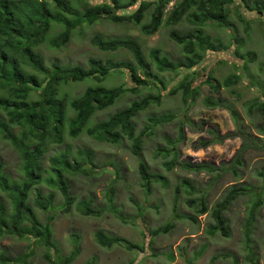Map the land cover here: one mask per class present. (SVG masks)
Instances as JSON below:
<instances>
[{
  "label": "rangeland",
  "instance_id": "374dc122",
  "mask_svg": "<svg viewBox=\"0 0 264 264\" xmlns=\"http://www.w3.org/2000/svg\"><path fill=\"white\" fill-rule=\"evenodd\" d=\"M253 1L246 0V3L251 5ZM258 1L264 4V0ZM128 2L120 0L121 4ZM136 7L125 12L134 11ZM72 8L79 9L78 0H72ZM223 8L228 15L227 21L221 27L211 24L202 31L211 41L225 46L232 44V47L226 52L207 53L204 61L192 69L195 73L194 86L200 87L195 101L184 104L181 92L174 95L169 92L179 81L180 72L159 73L152 66L153 74L167 84L166 89H162L157 82L148 81L138 93L126 92L114 106L99 112L93 119V122L106 120L145 96H160L159 103H150L135 117L136 131L140 133L146 126L152 127L149 118L168 114L174 115V118L168 123L156 125L151 135H145L139 156L132 155L127 140L113 145L95 141L85 134L73 140L66 136L63 144L50 148L43 162L44 167L49 166V157L67 147L73 152L88 149L93 155V165L88 173L67 179L69 194L76 200L69 211L61 207L63 199L59 191H53L45 184L39 187L43 194H55V206H59L45 214L36 211L41 222L48 216L53 218L51 240L57 254L52 253L53 258L49 260L48 248L33 246L32 241L26 238L8 235H0V253L14 260L32 251L29 264H55L57 259L67 257L73 249L79 252L73 264H85L92 258L96 264H264V119L256 107L249 113L250 105L264 94V14L248 12L241 0L228 1ZM152 9L145 14L142 25L149 22ZM64 17L68 16L64 14ZM140 27L102 19L77 29L65 47L54 49L47 41L56 37L62 26L53 22L48 40L36 51L46 67L55 63L87 68L89 59L101 60L103 64H134L131 54L125 49L101 52L91 44L94 36L106 40L130 37L140 44L148 62L149 52L155 49L175 64L186 58L182 46L169 38L170 28L161 27L156 34L145 36ZM191 29L186 19L173 27L179 33ZM233 40L238 43H233ZM234 50H237V55H234ZM249 54L256 55L253 62L246 61ZM243 65L247 66L245 72ZM234 74L242 78L240 82L232 87H223L219 94L212 92L205 81L207 75L223 82ZM95 84L106 88L120 85L133 87L130 75L124 69L122 73H111L102 83L87 80L62 88L63 92L76 97ZM208 97L219 105L207 107L205 99ZM227 107L237 113V122ZM13 132L17 133V129L13 128ZM161 150H168L169 155L164 157ZM175 156L176 164L168 170L165 164L172 162ZM236 159L239 164H236ZM139 162L146 165L150 175L163 176L166 185L152 182L148 189L140 179ZM0 163L11 181L21 180L19 156L14 146L2 138ZM183 165L192 168L206 165L213 170L196 172ZM183 180L192 185L193 193H185L180 185ZM177 186L180 195L175 205ZM232 187H246L248 191L237 196L222 214L229 236L225 237L219 231L210 235L209 228L215 225L211 211ZM201 194L205 196L207 208L204 214L197 213L200 208L195 203L192 206L187 203L188 200H197ZM81 200L91 203L95 215L85 216L78 212L75 205ZM256 200H261V203L256 206L248 232L246 224ZM0 201L6 202L2 190ZM188 216H193L195 221ZM169 223L172 229L168 232L152 238L149 236V232ZM97 231L119 238L126 245L143 247L144 251L127 250L120 246L102 248L95 242ZM167 255H172L173 259L169 260ZM250 255L253 256L252 261L249 260ZM9 264L18 263L13 261Z\"/></svg>",
  "mask_w": 264,
  "mask_h": 264
},
{
  "label": "trees",
  "instance_id": "16d2710c",
  "mask_svg": "<svg viewBox=\"0 0 264 264\" xmlns=\"http://www.w3.org/2000/svg\"><path fill=\"white\" fill-rule=\"evenodd\" d=\"M228 1L231 3V0H129L128 3L121 4L120 0H78L79 9L75 10L72 8V0H0V138L14 146L21 162L22 174L20 181H11L4 174L0 163V190L6 197V202L0 201V235L26 238L32 241L33 246L48 248L49 260L53 258L52 253L57 254L51 240L53 218L48 216L41 222L36 211L45 214L54 210L53 207L59 206H55V194L52 192L43 194L39 187L45 184L49 189L59 191L63 199L61 207L69 211L76 200L69 194L67 179L88 173L93 165V155L88 149L73 152L67 147L49 157V166L44 167L43 162L50 148L56 144H63L66 136L73 140L85 134L95 141L113 145L127 140L132 155L139 156L145 135H151L152 128L156 125L168 123L174 118L172 114L149 118L152 127L146 126L140 133L136 131L133 123L135 117L147 109L150 103H159L160 96H145L108 116L106 120L93 122V119L99 112L114 106L126 92L138 93L139 88L145 87L148 81L157 82L162 89H166L167 84L153 74L152 66L159 73L180 72L179 81L169 92L172 95L181 92L184 104L195 101L199 96L200 87L194 86L195 73L192 69L204 61L207 53L226 52L232 47V44L225 46L221 42L211 41L202 31L208 25L221 27L227 21L228 15L224 13L223 7ZM241 1L248 12L264 14V4L260 1L254 0L251 5L246 3V0ZM170 4L172 5L168 7ZM135 5L137 7L134 11L125 12ZM151 8L153 9L149 15V22L142 25L145 14ZM114 11L124 13L115 14ZM64 14L69 18H65ZM102 19L141 26L140 31L145 36L156 34L161 27L170 28L169 38L182 46L186 58L175 64L161 56L159 50L155 49L149 52L148 62L140 44L130 37L106 40L94 36L91 44L99 51L116 52L125 49L131 54L134 64L128 62L103 64L101 60L89 59L87 68L55 63L49 67L44 65L36 49L48 40V32L53 22L61 25L62 31L47 42L50 47L60 49L67 45L71 34L77 29ZM184 19L192 29L182 33L173 30V27ZM240 19L245 23L243 18ZM232 42L238 43L236 40ZM237 53V50H234V55ZM255 57V54H249L246 61L253 62ZM246 67L243 65L244 72ZM124 69L128 71L133 87L120 85L116 88H106L104 85L95 84L88 86L76 97L63 92L62 87L65 85L87 80L102 83L111 73H122ZM241 79L239 75L234 74L223 82H218L211 75H207L205 81L212 92L219 94L223 87L235 86ZM33 96L37 98L33 100ZM261 97L250 105L249 113L256 107L264 119V94ZM205 105L215 108L219 104L208 97L205 99ZM228 110L237 122V113L231 108ZM13 128L17 129V133L13 132ZM262 130L264 131V127ZM161 153L164 157L169 155L168 150H161ZM174 158L172 162L165 164L168 170L176 164V156ZM235 161L239 164L238 159ZM183 167L196 172L213 170L206 165ZM138 171L140 179L148 189L152 182L166 185V179L163 176L150 175L143 162H139ZM180 185L186 194L193 193V187L187 180H183ZM247 191L246 187H232L211 211L215 225L209 228L210 235L219 231L223 236H229L222 214L237 196L245 195ZM179 195L180 189L177 186L173 201L175 205ZM187 203L191 206L195 203L200 208L197 213L207 212L204 194L197 200H188ZM260 203L261 200H256V204L251 208L246 224L248 232L256 206ZM75 206L82 215H95L90 202L81 200ZM188 217L195 221L193 216ZM170 229L172 224L169 223L148 234L152 238ZM94 238L96 244L105 249L120 246L127 250L144 251L143 247L126 245L121 239L108 237L101 231H97ZM31 254L32 251L11 260L0 253V264H9L13 261L18 264H29ZM78 254L79 252L73 249L71 254L57 259L55 264H73ZM167 257L169 260L173 259L172 255ZM251 257L253 256L250 255L249 260L252 261ZM85 264H96V260L92 258Z\"/></svg>",
  "mask_w": 264,
  "mask_h": 264
}]
</instances>
